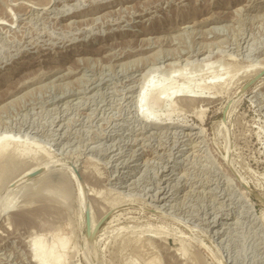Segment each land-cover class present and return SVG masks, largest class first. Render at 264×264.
<instances>
[{
  "label": "rangeland",
  "instance_id": "rangeland-1",
  "mask_svg": "<svg viewBox=\"0 0 264 264\" xmlns=\"http://www.w3.org/2000/svg\"><path fill=\"white\" fill-rule=\"evenodd\" d=\"M1 21L0 137L38 152L0 155V264H33L36 237L67 264H264V0H0ZM200 52L143 119L151 68ZM87 203L111 214L97 248Z\"/></svg>",
  "mask_w": 264,
  "mask_h": 264
},
{
  "label": "bare ground",
  "instance_id": "bare-ground-1",
  "mask_svg": "<svg viewBox=\"0 0 264 264\" xmlns=\"http://www.w3.org/2000/svg\"><path fill=\"white\" fill-rule=\"evenodd\" d=\"M8 23V22H7ZM0 26H5V24H4V22H0ZM215 44V43H214ZM218 45V44H217ZM221 46V45H220ZM202 50V49H201ZM177 52V51H176ZM202 53L203 52H200V53H198L197 55L195 54V55H193V56H190V55H188V56H186L187 57V59H186V61L185 62H187V65H185V67H182V69H175L176 68V66L177 67H180L179 65H178V62H171L170 64H169V66L168 67H166L167 68V70L165 71V70H163L164 68H162V67H157V66H155L156 68H151V70L148 72V75L147 76H145L144 78H145V84L143 85V87H142V90H141V92H140V102H138V105L140 104V111H141V116L143 117V119H145V120H147V121H151V122H156L154 125H156V124H159L158 122H159V118L161 117V116H163L164 114H166L168 117H169V115H168V112L166 113H164L163 112V110L162 109H157V107H158V104H163L164 106L165 105H169V103L171 102V100H173L172 98L174 97V96H176V97H179V96H182L183 94L182 93H184V92H187V94H188V92H191L190 91V89H192L193 87L190 85V82H189V80L191 79L192 80V76L193 75H196L195 73H193L192 72V70L191 69H187V67H190L191 65H192V63L189 61L191 58H193V57H195V58H197L198 60H200L199 59V57H200V55H202ZM193 54V53H192ZM150 56V55H149ZM157 56V55H156ZM160 57V56H159ZM141 58H143V57H141ZM169 58V57H168ZM138 59V58H137ZM164 60H166V59H164ZM169 60H172V59H167L166 61H169ZM182 60V59H181ZM173 61V60H172ZM197 61V60H196ZM191 64V65H190ZM208 65H213V62L211 63V62H209V63H207ZM214 64H216V63H214ZM194 65V64H193ZM206 65V64H205ZM166 66V65H165ZM182 66V65H181ZM196 66V65H195ZM202 66V65H201ZM261 66V65H260ZM260 66H258L259 68H260ZM246 67V66H245ZM250 67V66H249ZM255 67V66H254ZM262 67H264V66H262ZM125 68V67H124ZM204 68V67H203ZM129 69H130V67H129ZM214 69V68H213ZM262 69V68H261ZM160 70H162V71H160ZM240 70V69H239ZM242 70H244L243 68H242ZM253 70H255V69H253ZM262 70H264V69H262ZM148 71V70H147ZM261 71V70H260ZM260 71H256V72H252V74H251V72H250V74L251 75H247L246 76V78L248 79V80H251L252 78H254V76H256ZM200 72V71H199ZM199 72H197V73H199ZM237 73H238V71H237ZM243 73V72H242ZM246 73H248V72H246ZM72 75V74H71ZM224 75H225V73H224ZM246 75V74H245ZM60 76V75H59ZM222 76H223V74H222ZM235 76V75H234ZM219 77H221V75L220 74H218L217 73V75H213V76H211V77H208L209 79L211 78V79H217V78H219ZM229 77V76H228ZM178 78H181V81H176ZM225 78V77H224ZM213 80V81H214ZM220 80V79H219ZM218 80V82H220ZM194 81V80H193ZM144 82V81H143ZM20 83V82H19ZM214 83V85L217 83V81H214L213 82ZM219 84V83H218ZM97 85V84H96ZM215 86H217V84L215 85ZM257 88L258 87H260V86H256ZM256 87L254 88V89H256ZM87 90V89H86ZM253 93V92H252ZM192 95V94H191ZM139 96V95H138ZM189 96V95H188ZM175 97V98H176ZM183 97H184V95H183ZM186 97V96H185ZM208 98V97H207ZM138 99V100H139ZM177 99V98H176ZM182 99V98H181ZM197 99V98H196ZM199 99V98H198ZM201 101V100H200ZM173 102V101H172ZM171 104V103H170ZM113 105V104H112ZM173 105V104H172ZM137 108V107H136ZM139 110V109H138ZM164 113V114H163ZM173 113V112H172ZM165 116V115H164ZM171 116V115H170ZM171 119V118H170ZM160 120H161V118H160ZM153 122V123H154ZM101 125V124H100ZM224 125V124H223ZM225 128H227V127H225ZM181 129L183 130V131H185V132H189V131H194V130H198V128H194V126L193 125H191V124H184L182 127H181ZM220 129V128H219ZM102 131V130H101ZM223 133V132H222ZM221 133V134H222ZM17 136L16 135H13V134H7V133H5V134H1V137H0V155H3L4 153H10V151H11V149H15L16 148V152H18V153H20L22 156H23V154H25V155H35L38 151L36 150V148L38 149V147H36V145L37 144H33V143H31V144H33V146L31 147V146H29V147H31V149L29 148V147H27L26 146V140H25V138L24 139H19V140H16L15 138H16ZM29 145V144H28ZM38 146V145H37ZM13 153V152H12ZM5 155V154H4ZM35 157V156H34ZM49 157H50V155H49ZM48 158V157H47ZM52 157H50L49 159H47L46 161H41L40 163H38L36 166H35V164H34V166L32 167L31 166V168L29 167V169H27V171L26 172H23L22 174H24V175H20V176H22L21 177V179L22 178H24V177H26V176H29L32 172H36L37 170H45V169H47L48 168V165H50L51 166V164H52V159H51ZM232 160V159H231ZM82 165V164H81ZM49 166V167H50ZM73 166V165H72ZM74 167H76V166H74ZM69 169V168H68ZM68 172H69V170H68ZM72 172V175H73V178L75 179V178H77L76 177V174L74 173V170H72L71 171ZM70 173V172H69ZM77 173V172H76ZM238 174V173H237ZM78 175V174H77ZM81 175H83V174H81ZM43 177V176H42ZM72 176L70 175V178H71ZM41 178V177H40ZM73 178H72V181H73ZM19 180H21L20 178H18ZM79 179V178H78ZM242 179V178H241ZM240 179V180H241ZM35 180V179H34ZM77 180V179H76ZM81 180H82V177H81ZM86 180V179H85ZM244 180V179H243ZM80 181V180H79ZM24 182V181H23ZM33 183H34V181H32ZM32 182H30V183H32ZM22 183V182H21ZM30 183H27V184H30ZM75 183H76V181H75ZM242 183H243V181H242ZM246 182H244L243 184H245ZM240 185V184H239ZM247 185H248V183H247ZM26 186V185H25ZM24 186V187H25ZM79 186H80V184H79ZM85 186L87 187V185L85 184ZM84 186V187H85ZM243 186V185H242ZM250 186V185H249ZM27 187H29V186H27ZM26 188V187H25ZM90 188H92V187H89V188H87V190H88V192H86V193H89V189ZM86 189V188H85ZM245 189V188H244ZM250 189V188H249ZM87 190H84V191H87ZM94 191V190H93ZM245 191V190H244ZM254 191V190H253ZM91 192H92V190H91ZM90 192V193H91ZM95 192V191H94ZM99 192V191H98ZM246 192V191H245ZM84 193V192H83ZM85 193V194H86ZM14 194H15V192H14ZM245 194V193H244ZM90 195V194H89ZM92 195H94L93 194V192H92ZM91 195V196H92ZM95 195H97V192H96V194ZM86 196H87V194H86ZM85 196V197H86ZM97 196H99V195H97ZM91 198H93V197H90V199ZM262 198V197H261ZM15 199V198H14ZM11 200H13V199H11ZM10 200V201H11ZM84 200V199H83ZM87 200V199H86ZM248 200V199H247ZM15 201V200H14ZM13 201V203H12V201L10 202V204L8 205V206H6V208H5V210H4V212H3V214L4 213H6V212H8V210H10L11 208L13 209V208H15V202ZM88 201H89V199H88ZM260 201V200H259ZM87 202V201H86ZM92 203V202H91ZM94 203V202H93ZM92 203V204H93ZM90 205V204H89ZM88 203H87V205H86V210H87V208H88ZM118 205V204H117ZM117 205L116 206H114V207H117ZM92 206V205H91ZM20 207V206H19ZM112 209H113V207H111ZM110 208V209H111ZM16 209V208H15ZM18 209V208H17ZM3 210V209H2ZM91 210V209H90ZM12 211V210H11ZM108 211V210H107ZM106 211V212H107ZM14 212V211H13ZM9 213V212H8ZM7 213V214H8ZM12 213V212H11ZM105 213V212H104ZM107 214V213H106ZM105 215V214H104ZM8 216V215H7ZM6 216V217H7ZM120 216V215H119ZM83 217V216H82ZM104 217V216H103ZM8 218V217H7ZM5 219V218H4ZM118 219V218H117ZM117 219H115V220H117ZM8 220V219H7ZM85 220H86V212H85ZM100 219L99 218H97L96 217V212H95V207L93 206L92 207V227L94 228L96 225H97V222L99 221ZM111 220H114V219H111ZM114 220V221H115ZM113 221V222H114ZM117 222V221H116ZM1 224V223H0ZM108 224H112V222L110 223V221H109V223ZM113 225V224H112ZM149 228V227H148ZM9 229V228H8ZM150 229V228H149ZM118 230V229H117ZM121 230V229H120ZM111 232V230L110 231H106V228H104L100 233H99V235H98V237H97V239L95 240V241H93V243L92 242H90V243H92L93 244V246H95V248H97L96 247V244L100 241V240H102V237H104V236H107V234L108 233H110ZM113 232V231H112ZM68 239H66V238H63V239H58L57 240V242H55V243H52V245L50 246V245H48L49 247H47V246H45V245H47L46 243L44 244V242H43V240L42 239H38L37 237H36V239H34L33 240V244L30 246L31 248H30V250H31V253H32V255L30 254V256H32V259H31V262L33 263V264H67V253H66V251H65V247H67V246H65L66 244H68V243H66V242H68L67 241ZM87 240V239H86ZM66 241V242H65ZM85 241V240H84ZM88 242V241H87ZM89 243V244H90ZM50 244V243H49ZM86 244V242L84 243V245ZM88 245V244H87ZM65 246V247H64ZM86 246V245H85ZM62 247H64V248H62ZM63 250H62V249ZM88 248V246L86 247V249ZM87 251H88V249H87ZM96 251V250H95ZM93 252V251H92ZM88 253H89V251H88ZM87 253V254H88ZM96 253V252H95ZM94 253V254H95ZM97 254V253H96ZM89 256V255H88ZM97 256V255H96ZM91 258V257H90ZM91 262V261H90ZM92 263V262H91ZM220 264H221V262H220ZM222 264H225L224 262H222Z\"/></svg>",
  "mask_w": 264,
  "mask_h": 264
},
{
  "label": "water",
  "instance_id": "water-1",
  "mask_svg": "<svg viewBox=\"0 0 264 264\" xmlns=\"http://www.w3.org/2000/svg\"><path fill=\"white\" fill-rule=\"evenodd\" d=\"M262 77V74L256 76L253 80H251L246 86L243 88V90H246L251 85H253L255 82H257ZM42 169L38 170L30 175V177H35L38 174L42 173ZM111 214H108L104 216L101 220L97 222V225L93 228L92 227V214L89 208L86 210V232H87V239L89 242H93L94 239L98 236L103 224L108 220Z\"/></svg>",
  "mask_w": 264,
  "mask_h": 264
}]
</instances>
